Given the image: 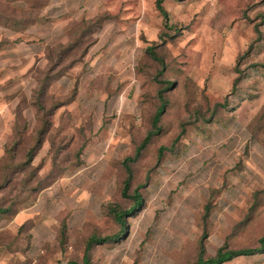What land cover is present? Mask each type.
I'll return each instance as SVG.
<instances>
[{
	"label": "rangeland",
	"instance_id": "374dc122",
	"mask_svg": "<svg viewBox=\"0 0 264 264\" xmlns=\"http://www.w3.org/2000/svg\"><path fill=\"white\" fill-rule=\"evenodd\" d=\"M163 6L167 19L157 0H0V206L12 207L0 264L81 262L90 235L120 232L105 205L130 209L142 185L126 230L92 264H190L204 236L209 255L226 241L260 246L264 0ZM160 80L172 84L160 132L130 163L124 197ZM31 148V166L14 168ZM231 264H264V251Z\"/></svg>",
	"mask_w": 264,
	"mask_h": 264
},
{
	"label": "trees",
	"instance_id": "16d2710c",
	"mask_svg": "<svg viewBox=\"0 0 264 264\" xmlns=\"http://www.w3.org/2000/svg\"><path fill=\"white\" fill-rule=\"evenodd\" d=\"M164 1L165 0H157V9L167 19L168 13L166 12L163 6ZM155 59L158 62H160L161 67H162L161 71L159 72V75H163L166 69L165 63L163 59L158 58L156 55H155ZM238 81H239V78L237 79L236 82ZM160 83L167 84V86L162 88L159 92L160 104L153 117L152 130L148 132L147 136L141 142V145L137 148L135 156L133 158H129L125 164L126 179L124 181V190H123L124 197H128L127 191L129 190L132 184V181H133V170H132L130 163H134L141 156L142 150H144L148 145H150L153 137L157 136L160 132L159 123L168 105V101L164 93L172 85L169 82L164 81V80H160ZM235 87H236V83H235ZM43 90L45 92V88ZM67 104L68 102L56 104L50 113L53 114L55 110ZM41 109L45 110V106H43ZM42 120H44V118H42ZM44 123H46L45 120H44ZM48 127H49L48 124H46V127L40 131L39 145L43 143V139H44L43 136L47 132ZM165 150H167V148H165L164 146L160 147L159 154H158V160H157L158 162L161 161V158ZM35 151H36L35 148H31L30 150H28L26 153L25 161L20 164H17L16 166L14 165L15 166L14 168L25 169L27 167H30L33 162ZM15 152H17L16 145H13L12 147L6 149V158H8L10 162L14 160L12 158L15 155ZM4 170L6 174L3 176V181L1 183L2 186H5L8 183H10L11 177L13 175L10 171L9 165L4 166ZM144 186L145 185H142L140 187L142 188ZM139 188L135 191V193L132 196L130 195V198H132L134 201V204L131 206L130 209L123 210L120 208L118 204H114V203H107L105 205V211H106L105 213L108 214L110 218L116 224L120 225V228H121L120 232H118L114 236H109V235L103 236V235H97V234L90 235L85 241L81 262L70 261L68 264H92L93 263L92 262L93 250L95 247L102 246L112 241H116L117 239H120L121 234L127 228V220L125 219V217L128 214H131L133 211H135L137 207H139L142 203V197L139 193ZM11 209H12L11 206H8V207L0 206V215L8 214L11 211ZM204 238L205 236L201 240H199L198 246H197V252L195 256L193 257V259L191 260L190 264H231L242 257L256 256V255L262 254L264 251V236H263L262 238H260L259 240L260 246L257 248L234 249V248H231L230 244L226 241L224 245L221 246L216 251L215 255H209L207 251L206 243L204 242Z\"/></svg>",
	"mask_w": 264,
	"mask_h": 264
}]
</instances>
